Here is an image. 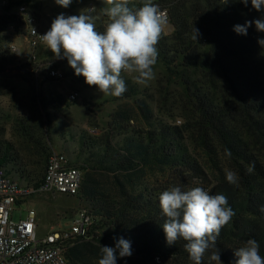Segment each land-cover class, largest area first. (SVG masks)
Wrapping results in <instances>:
<instances>
[{"label": "trees", "instance_id": "trees-1", "mask_svg": "<svg viewBox=\"0 0 264 264\" xmlns=\"http://www.w3.org/2000/svg\"><path fill=\"white\" fill-rule=\"evenodd\" d=\"M141 4L137 0L129 6ZM155 4L167 9L174 27L169 35L161 33L157 45L166 89L158 97L140 96L138 85L122 75L127 91L113 98L130 103L114 111L97 135L80 134L76 161H81L83 177L75 198L88 205L94 223L91 239L67 243L65 258L70 264H98L100 245L114 247V237H123L131 241L132 255L118 258L117 264H193L183 247L186 242L168 246L162 228L159 195L174 186H199L227 197L235 215L217 239L223 264H234V250L248 239L259 243L264 257V213L259 210L264 205V47L257 42L264 32L254 24L247 35L233 30L262 13L250 0L247 6L239 0ZM106 23L97 30L103 31ZM12 25L15 33L21 32L19 20L0 14V85L8 70L34 75L37 69L32 63L20 64L11 53ZM193 26L200 32L197 41ZM68 75L86 84L71 67ZM44 76L42 81L49 79ZM171 87L172 108L166 111L159 96ZM6 119L13 120L21 143L16 146L0 135V167L36 187L50 154L49 115L35 109L12 119L0 108V120ZM249 165H254L251 172ZM226 170L237 173V185L227 182ZM209 256L206 252L203 264H215Z\"/></svg>", "mask_w": 264, "mask_h": 264}, {"label": "clouds", "instance_id": "clouds-1", "mask_svg": "<svg viewBox=\"0 0 264 264\" xmlns=\"http://www.w3.org/2000/svg\"><path fill=\"white\" fill-rule=\"evenodd\" d=\"M109 6L102 9L108 17L103 31L97 30L95 6L81 11L79 15L59 13L50 28L40 39L55 59H67L76 76H83L88 86H96L104 95L122 96L127 91L122 73L129 75L134 83L146 85L155 78L154 65L158 59V42L164 23L159 6L153 0H142L139 7H130V0H104ZM245 6L249 0H239ZM251 6L262 13L260 18L235 25L238 35H247L253 24L258 32H264V0H250ZM67 9L73 0H55ZM199 29L193 26L192 39L197 41ZM264 47V38L258 39ZM227 155H231L226 150ZM254 165H249L251 172ZM229 184L237 185L239 177L232 170L225 171ZM159 206L165 217L162 224L168 246L183 240L184 250L193 264H203L205 253L210 261L223 264L217 239L221 230L235 215L224 194H210L203 187L186 190L180 186L170 187L159 195ZM264 213V205L260 207ZM115 246L100 245L98 264H117L118 258L132 255L131 241L116 238ZM234 264H264L260 245L248 239L234 250Z\"/></svg>", "mask_w": 264, "mask_h": 264}, {"label": "rangeland", "instance_id": "rangeland-1", "mask_svg": "<svg viewBox=\"0 0 264 264\" xmlns=\"http://www.w3.org/2000/svg\"><path fill=\"white\" fill-rule=\"evenodd\" d=\"M137 0H130L134 3ZM142 1V0H141ZM158 0H153V3ZM37 4L36 11L41 26H51L52 20L61 12L68 15H79L81 11H86L89 3H93L96 8L97 26L108 22V17L102 9L109 7L104 0H73L71 6L64 9L55 3V0H33ZM260 18V17H259ZM173 25H163L162 32L166 35L171 34ZM11 40L16 45L18 52L13 54L20 64L28 62V49L24 42L21 32H11ZM34 65H44L48 68H58L65 73L62 80L42 79L46 72L42 70L39 77L35 75L23 74L20 70H8L1 78L0 100L1 109L9 114L12 119L19 116H28L32 110H38L43 115L47 113L50 118L48 128L51 142L50 151L55 150L64 154L71 162V165L81 166V161H76L78 148L77 143L82 132L89 133L90 130L99 132L109 120V116L119 110L127 101L114 100L112 95H104L98 91L96 86H88L79 83L75 77L68 75L70 66L65 59L57 60L47 47L39 48L36 51V63ZM17 67V66H16ZM155 78L146 85H138L140 91L148 96L158 97L159 91L164 92V69L159 64L154 65ZM19 75H24L29 83L23 81ZM127 78L129 75L122 73ZM171 87L166 94L159 96L161 101H165V110L172 108ZM71 91H76L79 98L76 102L70 103L67 99ZM43 99V104L36 102L37 98ZM165 99V100H164ZM36 102V104L34 103ZM37 107H36V106ZM153 109L155 106L152 105ZM13 120H0L1 137L9 139L16 146H19V139L12 130ZM90 134V133H89ZM204 181V179H203ZM202 181V183H204ZM88 209V205L77 198L65 197L62 195H32L24 201L16 202L13 205V221L24 219L29 210H34L37 214L38 236H44L53 228H63L69 219L80 209Z\"/></svg>", "mask_w": 264, "mask_h": 264}, {"label": "built area", "instance_id": "built-area-1", "mask_svg": "<svg viewBox=\"0 0 264 264\" xmlns=\"http://www.w3.org/2000/svg\"><path fill=\"white\" fill-rule=\"evenodd\" d=\"M37 4L33 0H0V14L14 16L21 22V35L26 43L29 55L28 62L36 63V51L46 47L40 39L49 28L43 27L37 16ZM94 6L89 3V7ZM160 9L163 25H171L167 9ZM8 31L15 32L14 25ZM11 53H17L16 45H9ZM44 70L51 80H62L65 73L58 68L37 65L34 72L36 78L39 71ZM79 94L71 91L67 99L70 103L78 100ZM90 135H97L94 130ZM83 177L82 169L71 162L61 152L51 150L47 159L43 177L36 187L25 185L7 175L0 167V264H70L65 258L67 243L77 239H91L90 230L94 223L88 209L78 210L63 228H53L44 236H38L37 214L29 210L24 219L13 221V205L24 201L32 195H62L76 197L79 193Z\"/></svg>", "mask_w": 264, "mask_h": 264}, {"label": "water", "instance_id": "water-1", "mask_svg": "<svg viewBox=\"0 0 264 264\" xmlns=\"http://www.w3.org/2000/svg\"><path fill=\"white\" fill-rule=\"evenodd\" d=\"M174 29V28H173Z\"/></svg>", "mask_w": 264, "mask_h": 264}]
</instances>
